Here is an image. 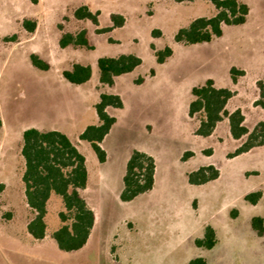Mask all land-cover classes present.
<instances>
[{"label": "rangeland", "instance_id": "374dc122", "mask_svg": "<svg viewBox=\"0 0 264 264\" xmlns=\"http://www.w3.org/2000/svg\"><path fill=\"white\" fill-rule=\"evenodd\" d=\"M241 1L250 8L243 25H225L221 37L186 45L175 34L195 18L214 15L210 0H0V264H186L197 256L208 264H264V234L252 226L254 217L264 219V145L231 157L247 137L233 138L227 118L210 136L197 135L200 116L189 115L192 88L212 79L233 91L227 109H240L249 130L264 122V107L256 104L257 82L264 79V0ZM82 5L98 13L97 25L75 17ZM113 15L123 23L115 25ZM25 19L36 21L33 33ZM82 30L92 49L60 46L62 33ZM166 47L172 56L160 64L155 52ZM123 53L139 56L142 64L113 86L101 84L98 59ZM32 54L49 68L35 67ZM75 63L92 66L88 82L76 85L63 77ZM102 93L123 101L122 108H108L116 123L102 143L105 162L80 139L99 122L95 105ZM32 127L66 133L86 157L82 194L96 223L78 251L61 250L53 238L64 210L58 196L48 202L46 237L37 240L28 232L33 213L21 148L23 132ZM134 149L155 158V185L124 202L123 176ZM206 165L219 177L190 184L188 174ZM257 191L256 204L245 199ZM208 225L218 238L210 250L194 243Z\"/></svg>", "mask_w": 264, "mask_h": 264}, {"label": "trees", "instance_id": "16d2710c", "mask_svg": "<svg viewBox=\"0 0 264 264\" xmlns=\"http://www.w3.org/2000/svg\"><path fill=\"white\" fill-rule=\"evenodd\" d=\"M178 3L193 0H174ZM216 12L212 16H202L192 20L189 25L182 27L175 34L177 42L186 45L209 43L214 38L221 37L224 26L243 25L250 13L247 3L241 0H210ZM75 17L80 20H90L98 24V13L93 12L87 5L75 10ZM115 25L123 23V17L113 15ZM23 26L33 33L37 23L25 19ZM112 27L100 30L111 31ZM16 38L13 37V41ZM59 44L67 46L85 47L92 49L86 30L76 34L62 33ZM173 50L166 47L155 52L157 62L162 64L172 56ZM35 67L47 70L49 64L38 55H31ZM142 64V59L132 53H123L117 56H103L97 61L99 80L101 84L113 86L117 77L134 71ZM237 70H232L236 80ZM93 75L91 65L75 63L71 69L63 71V77L70 83L81 85L88 82ZM259 98L257 105L264 107V79L257 82ZM192 101L189 104V115L200 116V123L196 134L208 137L216 126L225 118L229 121L231 135L235 139L244 136L247 140L234 152L231 157L246 153L256 146L264 145V122H260L253 130L245 125V116L240 109L230 112L227 109L233 91L228 88L217 87L212 79L203 85L192 88ZM122 108L123 101L117 94L102 93L95 110L99 119L97 124L88 125L80 134V139L90 144L100 162H105L106 151L102 147L105 137L116 123V118L108 112V108ZM3 120L0 116V129ZM21 154L25 161L22 181L25 189V198L30 207L33 218L27 225L28 232L37 240L44 239L47 232L46 216L48 202L55 195L60 197L64 210L59 213L62 225L53 233L58 247L66 252L78 251L88 242L96 223V214L84 198L82 191L88 183V168L84 154L73 143L70 137L57 129L41 130L28 128L23 132ZM190 153L185 154L187 159ZM156 160L143 151L134 149L126 163L123 176V190L120 199L124 202L133 201L140 195L150 192L155 185ZM220 172L213 165L202 166L188 174L190 184L201 185L215 180ZM261 192H252L245 199L256 204L261 198ZM252 226L259 235L264 234V219L254 217ZM218 242L215 229L208 225L203 237L196 238L194 243L198 248L212 249ZM186 264H208L203 256H197Z\"/></svg>", "mask_w": 264, "mask_h": 264}, {"label": "crops", "instance_id": "0c3cea01", "mask_svg": "<svg viewBox=\"0 0 264 264\" xmlns=\"http://www.w3.org/2000/svg\"><path fill=\"white\" fill-rule=\"evenodd\" d=\"M31 235V234H30ZM32 236V235H31Z\"/></svg>", "mask_w": 264, "mask_h": 264}]
</instances>
